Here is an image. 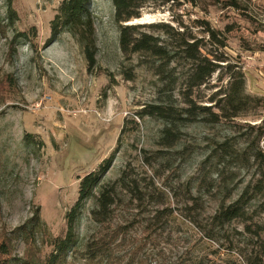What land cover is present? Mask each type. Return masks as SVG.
Wrapping results in <instances>:
<instances>
[{
    "label": "rangeland",
    "instance_id": "374dc122",
    "mask_svg": "<svg viewBox=\"0 0 264 264\" xmlns=\"http://www.w3.org/2000/svg\"><path fill=\"white\" fill-rule=\"evenodd\" d=\"M61 2L12 0L18 19L7 37H0V232L10 233L36 215L40 222L36 245L15 238L12 256L35 253L47 260L66 239L67 213L78 200L80 178L112 158L103 182L122 177L128 198L143 196L151 206L174 209L185 240L164 243L168 255L187 245V261L209 253L222 264H264V212L258 211L254 226L242 219L217 222L212 217L222 201L219 187L200 188L202 161L216 141L229 138L239 147L250 140L264 152V0L148 4L132 22L174 26L187 39L199 40L203 55L218 64L212 77L190 92L185 84L190 61L172 63L168 71L175 70V83L166 95L155 58L124 59L112 0H92L96 66L89 68L82 42L69 31L52 42ZM15 32H26L27 41L11 47ZM154 33L176 46V39ZM127 70L133 79H127ZM241 83L249 105L233 120L222 118L221 93ZM188 94L210 110L194 123L171 127L178 140L165 147L160 144L165 121L142 111L156 104L188 107ZM209 118L218 121L202 122ZM255 163L249 171L228 164L224 173L233 171L236 183L244 185L262 170L264 157ZM238 190L234 187L225 201L234 200ZM256 203L264 205V196ZM94 205V199L83 204L75 228L78 245L67 264H89L83 252L94 229Z\"/></svg>",
    "mask_w": 264,
    "mask_h": 264
},
{
    "label": "trees",
    "instance_id": "16d2710c",
    "mask_svg": "<svg viewBox=\"0 0 264 264\" xmlns=\"http://www.w3.org/2000/svg\"><path fill=\"white\" fill-rule=\"evenodd\" d=\"M164 2L169 0H112L115 10V20L119 28V44L125 60H130L133 55L152 57L157 60L153 66L157 74L163 76L167 94L168 88L174 84L175 71L169 70L172 63L189 60L191 68L186 75L185 84L190 92L195 87L204 85L217 71L218 64L212 62L201 51L199 40H190L184 33L174 26L165 23H134L132 21L142 17L143 9L152 2ZM18 19L16 11L12 7V0H0V37H7V29ZM145 28H150L145 30ZM69 31L82 42L89 68L96 66V48L93 42L94 16L92 13V0H62L58 7V13L52 21V42L57 40L63 31ZM159 30L167 36V40L176 39V46L170 48L167 41L155 35ZM26 32H15L11 38V47L18 41H27ZM171 72V73H170ZM127 79H133L131 71H125ZM234 84L228 91L221 93L220 116L233 120L240 115L249 105V97L244 92V86L234 88ZM188 107L180 108L173 105L156 104L151 109H144V115H152L165 121L163 135L160 144L171 147L178 140V135L172 128H178L181 124L194 123L198 116L205 114L210 108H201L190 97ZM166 98V96H165ZM166 101V99H165ZM198 108V109H197ZM203 110V111H202ZM219 114H216L218 116ZM219 117V116H218ZM209 118L208 121L217 122ZM179 129V128H178ZM29 134H27V138ZM187 148L180 152L184 157ZM264 152L259 145L250 140H245L242 145L236 147L229 138L216 141L211 145L202 161L203 175L200 179V188L208 190L209 186L219 187L222 201L214 214L217 222L229 223L236 219H242L253 223L258 211L264 212V205L257 204L259 196H264V166L252 174L245 182L236 183L234 172L224 173V168L230 164L237 170L249 171ZM112 165V158L104 159L97 169L92 170L80 178L78 200L67 213L68 234L66 239H61L56 244L54 253L42 260L37 255L31 254L25 257L12 256L13 241L22 238L28 247L37 243L39 218L30 219L28 223L8 232H0V264H67V257L72 249L78 245L75 236L76 223L82 213L83 204L94 199L95 205L90 212L94 229L84 243L83 258L89 264H222L215 262L209 253L200 256L195 261H187L189 247L183 245L182 249H172L173 254L168 255L163 245L170 241L181 242L184 233L181 232L173 220L175 211L170 207L151 206L149 199L145 197L128 198L123 189L126 181L118 178L113 181L103 182L104 175ZM215 177V178H214ZM214 182H218L215 183ZM220 185V186H219ZM238 188V196L226 202L232 189ZM1 229V228H0ZM174 250H177L174 253ZM228 264V263H226Z\"/></svg>",
    "mask_w": 264,
    "mask_h": 264
},
{
    "label": "water",
    "instance_id": "95a60500",
    "mask_svg": "<svg viewBox=\"0 0 264 264\" xmlns=\"http://www.w3.org/2000/svg\"><path fill=\"white\" fill-rule=\"evenodd\" d=\"M134 23H136V22H134Z\"/></svg>",
    "mask_w": 264,
    "mask_h": 264
}]
</instances>
